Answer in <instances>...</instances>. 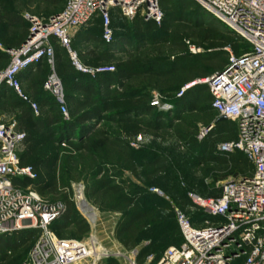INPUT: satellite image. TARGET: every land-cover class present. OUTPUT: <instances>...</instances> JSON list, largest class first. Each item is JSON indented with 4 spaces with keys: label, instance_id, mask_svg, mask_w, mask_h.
<instances>
[{
    "label": "rangeland",
    "instance_id": "374dc122",
    "mask_svg": "<svg viewBox=\"0 0 264 264\" xmlns=\"http://www.w3.org/2000/svg\"><path fill=\"white\" fill-rule=\"evenodd\" d=\"M64 3L63 0H0V61L7 54V44L18 43L24 27L29 26L30 30L27 15L47 20L61 11ZM174 4L178 3L171 0L161 7L165 17L160 24L147 26L137 16L125 20L124 27H116L117 36L108 46L100 45L99 41L85 35V38L74 40L73 47L83 67L94 69L112 65L118 69L129 66L137 73L122 79L119 84L110 80L103 84L97 83L95 86H98L99 95L95 98L103 109L97 119H92L86 126L73 125L68 130L59 126L54 129V133L58 130L65 132L62 133L65 141L76 146L90 139L93 142L92 151H98L108 141L122 144L134 159L130 162V167L112 160L98 161L93 166V157L82 152L72 154L64 145L57 143L58 139L50 136V133H39L35 128L36 122L29 121V125L18 122L23 132L29 136L18 148L19 154L25 157L26 164H33L37 168L38 178L48 183L40 195L41 198L49 202L62 201L65 205L73 203L76 212L89 225V232L84 235L76 234L74 225H67L65 228L50 226L51 232L57 238L75 239L87 244V250L92 255L81 264H130L134 257L135 260L138 259L137 254L134 256L138 252L143 255L139 264L156 262L167 248L178 246L183 241L178 222L179 213L184 214L194 227L203 226L204 220H212L208 215L196 213V205L188 193L212 197L218 194L222 182L238 177V172L229 166H220L213 161L199 163L195 157L197 150L180 136H194L197 142H202L208 134L214 132V119L208 122L205 116L186 111L159 115L161 109L155 106L150 113H141L149 105L153 94H158L160 99L165 97L161 93L170 92V96L175 94L173 92L178 87L176 82L171 84V77L167 73L179 64L181 57L202 60L209 58L198 66L211 73L215 69L213 66L223 64L227 57L224 46L228 43L235 45L236 42L220 30L216 22H202L201 14L198 15L193 9L184 8L175 13L173 20L167 19L166 16L172 11L170 9ZM203 14L206 20L212 22L209 14ZM99 33V25L96 23L86 35L99 38ZM190 46L199 51L193 52ZM56 54L55 66H61L57 72L62 76V72L67 70L63 66L70 62L59 50ZM66 72L67 78L72 76V72ZM84 75L83 78H93L89 73ZM182 77L184 79V75ZM192 81L194 80L185 81L183 85ZM25 94L33 101L37 98L40 102L43 101L42 96L35 98L28 92ZM73 95L80 98L79 92H74ZM72 110V104H68V117L64 118L65 121L71 119ZM49 116V109L45 107L42 118ZM16 117L17 111L12 109L9 102L0 98V120L17 121ZM229 122L235 130V123ZM155 123L163 124L164 127L155 128L149 125ZM210 125V130L202 137L201 134ZM66 133L72 135L66 136ZM233 137L227 133L220 137L212 136L214 139H211L213 142L210 156L221 158L243 155L241 152L225 154L218 150L221 142ZM152 161H158V165L145 164ZM101 164L108 169L107 176L121 185L123 194L135 198V202L145 208L157 210L152 220L144 222V226L139 228L137 237L128 239L134 245L126 246L122 240L127 238L117 236V227L125 212V202L118 201L114 194L103 197L89 192L94 180L103 176V172L94 175V167ZM82 202L85 204L82 207L85 212L80 207ZM26 230L29 229L2 236H14L16 232ZM40 233L38 230V235L32 241L8 255L9 262L25 264ZM238 262L239 260L236 263Z\"/></svg>",
    "mask_w": 264,
    "mask_h": 264
},
{
    "label": "built area",
    "instance_id": "2783aa9c",
    "mask_svg": "<svg viewBox=\"0 0 264 264\" xmlns=\"http://www.w3.org/2000/svg\"><path fill=\"white\" fill-rule=\"evenodd\" d=\"M194 1L221 28L234 34L238 43L249 49L237 55L226 46L227 60L222 69L186 83L176 96L182 97L197 84L207 85L212 108L219 116L233 121L237 128L236 139L220 143L218 150L242 152L254 169L249 177L222 182L218 197L188 193L196 207L215 221L204 220L203 226L194 227L179 213L183 242L167 248L159 260L148 264H264V0ZM113 11L126 19L139 15L156 24L163 18L159 0H65L63 9L47 20L27 15L28 37L18 48L7 50L9 62L0 71V86L4 84L16 91L23 100L30 102L34 114L38 115L37 104L22 93L18 76L34 70L42 59L53 65L55 44L67 50L78 71L93 77L114 71L112 65L94 69L83 67L76 51L70 48L72 35L89 26L95 18L101 20L103 41L111 43ZM190 49L199 51L192 46ZM43 89L54 97L63 117L67 118L63 84L54 69L44 80ZM150 105L161 110L171 108L170 104L163 105L156 93ZM24 137L23 132L16 130L15 121L0 122V235L21 229L41 231L25 264H81L92 255L87 244L57 238L48 229L64 213L65 204L43 200L35 190L23 191L12 183L14 177L36 178L31 166L20 163L18 148ZM130 264L139 263L134 257Z\"/></svg>",
    "mask_w": 264,
    "mask_h": 264
},
{
    "label": "trees",
    "instance_id": "16d2710c",
    "mask_svg": "<svg viewBox=\"0 0 264 264\" xmlns=\"http://www.w3.org/2000/svg\"><path fill=\"white\" fill-rule=\"evenodd\" d=\"M65 2V0H63ZM171 0H159V6L160 8L164 5L166 6L168 3H170ZM178 4H174L173 8L170 9V13L166 16L167 19L173 20L175 18V13L177 11L180 12V10L187 8V9H193L195 12L198 13V15L201 16L202 22H206L211 24L213 22L217 21L215 19L206 20L205 19V14H203V11L200 7L199 4H197L194 0H174ZM168 9V10H169ZM196 13V14H197ZM56 14V13H55ZM141 19V21L145 25H155L156 23L153 21H145L143 18L139 15H137ZM164 15L162 18V22L164 21ZM125 20H128L124 17H121L118 15L116 12H111V27L113 30V40L117 36V29L116 27H124L123 23ZM99 25L100 33H99V38L98 37H92L86 35L90 29L95 24ZM218 24V23H217ZM220 30L224 31L228 36L232 37L236 42L235 45L228 43L226 46H230L231 49L235 54H240L243 51L248 50V46L242 43L237 42V38L234 34H231L228 32L226 29H223L217 25ZM29 34V26L24 27L23 31L21 33V38L18 43H9L7 44V49H15L18 48L28 37ZM87 37L89 39H94L95 41H99L98 43L104 44L108 46L109 43H105L102 39V24L101 20L99 18H95L93 22L87 26L86 28H82L76 31L74 35H72L71 38V43H70V48L74 51L75 48L73 47L74 40H79L80 38H85ZM224 46V47H226ZM62 53L69 59L70 64H67L66 66H63L67 68L68 71L72 72V76L67 78V70L62 72V76H59L57 69H61V66H55L56 62V56L57 52ZM225 51V50H224ZM226 52V51H225ZM77 54V52H76ZM209 58H204L198 59V58H189L188 56H183L179 60V64L173 68L172 71H169L167 73V76L170 75L171 79V84L176 82L175 85L177 90H175V93L173 96H170V92H164L161 93L165 97L161 99V102H167L171 105V109L164 112L159 110V115L162 113L165 114H173V113H180V112H195L198 115L205 116V119L210 122L211 120L214 119V126L212 129H214L213 133L208 134V136L202 141V142H197L196 138L194 136H189L187 137L185 134L180 135L183 140H188L192 148L196 151V159L199 163L207 162V161H213L215 164L220 165V166H229L233 170L238 172V177H249L252 175L254 166L251 161L247 159L245 154L243 155H237L235 153L240 152L238 150H234L229 153L225 154H235V155H229V156H222L221 158H215L210 156V151L212 148V142L215 137H220L223 133H227L229 136L233 137L231 139L225 140L226 141H231L235 140L237 136V128L235 125V130L234 126L230 125L229 120H224V121H218V113L212 108L211 106V101H212V96L209 92V89L207 85L203 84H197L195 85L192 89L188 90L185 95L182 97H177L176 92L182 87L183 83L185 81H191L195 79H203L205 77H208L215 73L218 70H221L224 64L226 63L227 57L223 64H219L215 67L214 71L210 73V71L202 69L200 66L201 63H205L208 61ZM204 61V62H203ZM9 62V55L8 53L1 59L0 61V67L1 66H6ZM54 69L56 72L57 76L60 78L63 88H64V95H65V102L68 108V104H72L73 106V114L71 119L69 121H65L62 113L59 110V105L56 103L54 97L47 91L43 89V82L47 78L48 74ZM2 68H0V71ZM136 70H133L131 67H120V68H115L114 71L107 72V73H102V74H97L94 76L92 79L90 78H83L85 75L84 73L78 71L75 69L73 66L69 56L68 52L65 48L55 44V57H54V62L53 65L49 64L46 59H42L41 62L37 65L36 69L34 70L33 73L29 75H22L23 73H20L18 76V79L20 80L21 83V91L24 95H26L30 101H33L30 96L25 94L24 90L22 89V82L21 78L23 76L29 77V85L31 87V95L35 96H42L43 101L40 102L39 100L35 99V102L39 108V114L35 115L33 109L31 108L30 102L23 100L17 93L14 91L12 88L6 86V85H1L0 86V98L9 102V105L12 107L13 110L17 111V121L16 122V130L19 132H23V130L20 128V124L22 125H29V121L36 122L35 128L38 130L39 133H44V134H49L50 136H54L55 139H58L57 143H60L61 145H64L66 150H70L72 154L76 153H84V154H89L91 157L94 158L93 160V166L98 162V161H107V160H112L117 163L123 164L130 167V162L134 161L133 157L130 156V154L127 152L125 146L122 144H118L115 141H108L105 146L99 147L98 151H92L91 146L93 145V142L88 139L86 141H82L79 146L74 145L73 143L66 142L65 138L61 132V130H58L54 133L55 128H59V126L62 127V129L65 128L71 129L73 125H78V124H84L85 126L90 124V121L92 119H97L98 115L102 113V107L100 106L98 100L95 98L96 96L99 95L98 91V86H95L97 83L98 84H103L107 83L109 80L110 81H116L118 84L122 79L130 78L133 75H135ZM156 74H161L160 72H155ZM111 75V76H109ZM182 75H184V79H182ZM68 79V80H66ZM201 86H203L201 88ZM200 87V88H199ZM37 92V93H36ZM74 92H79L80 93V98H77L76 96L73 95ZM7 94V95H6ZM5 95V96H4ZM151 101V98H150ZM149 105L141 110V113L148 114L150 113L151 109L154 108L153 106ZM49 109V113L51 116L43 119L42 118V113L44 108ZM179 117V116H178ZM14 120H8V121H1L0 122H11ZM134 121V120H133ZM151 127L155 128H161L164 127L163 124H149ZM84 126V127H85ZM169 126V125H167ZM50 127V128H49ZM54 127V128H53ZM171 127V126H170ZM25 137L22 142V144L26 141V139L29 137L25 132H23ZM66 136L72 135V134H65ZM56 136V137H55ZM214 136V138H211ZM63 142V143H62ZM222 143V142H221ZM21 144V145H22ZM67 144V145H65ZM18 156L20 159L21 165L24 166H31L33 170L36 173V178L35 179H29V178H11L12 183L15 187H18L19 189L26 191L28 188L35 190L39 195L43 193L45 190L46 186L48 185L47 182H44L38 178V170L33 164H26L25 163V157H21L18 151ZM145 164L149 166H156L158 165V161H152V162H145ZM95 172L94 175L101 174L103 172V176H101L99 179L94 180L91 188H90V194L92 195H101L105 196L107 194H114L117 196L118 201H123L125 202V212L123 213V220L118 224L117 227V236L118 237H126L127 240H122L123 243L126 246H131L134 245L131 241L129 242L128 239H134L137 237V232L139 228L144 226V222L146 221H151L153 218L154 213L157 211L156 209L153 208H145L138 203L135 202V198L131 197L130 195L123 194V189L121 188V185L119 183H114V179L112 177L107 176L108 175V169L105 167L104 164L101 165H96L95 167ZM160 170V169H159ZM94 176V177H95ZM53 186L55 187L56 184L53 182ZM53 187V188H54ZM220 195V188L219 192L217 195L212 196V197H218ZM62 202V201H59ZM64 203V202H62ZM66 209L64 213L55 221H53L49 226L48 229L51 231L50 226H59L61 228H65L67 225H74L76 228V234L78 235H84L89 232V225L81 218L80 214L76 212L73 203H67ZM196 207V206H195ZM196 213L197 214H205L201 209L196 207ZM209 216V215H208ZM213 221H215V218H212L209 216ZM211 220V221H212ZM193 226V225H192ZM38 230L39 229H29L23 232H16L14 236H8L4 237L0 235V264H12L9 262V257L11 253H14L18 251L21 247L24 245H27L30 241H32L37 235H38ZM183 242V241H182ZM179 246V245H178ZM8 252V254H6ZM137 262H139L140 258L143 256L137 253Z\"/></svg>",
    "mask_w": 264,
    "mask_h": 264
},
{
    "label": "crops",
    "instance_id": "0c3cea01",
    "mask_svg": "<svg viewBox=\"0 0 264 264\" xmlns=\"http://www.w3.org/2000/svg\"><path fill=\"white\" fill-rule=\"evenodd\" d=\"M0 68H5V66H1ZM36 69V68H35ZM34 69V70H35ZM34 70H29V71H26V72H23V74L22 75H29V74H31V73H33L34 72ZM28 76L27 77H25V76H23L22 78H21V82H22V89L25 91V92H28L29 94H31V87H30V85H29V81H28Z\"/></svg>",
    "mask_w": 264,
    "mask_h": 264
},
{
    "label": "water",
    "instance_id": "95a60500",
    "mask_svg": "<svg viewBox=\"0 0 264 264\" xmlns=\"http://www.w3.org/2000/svg\"><path fill=\"white\" fill-rule=\"evenodd\" d=\"M214 76V75H213ZM212 77V76H211ZM224 120H226V117L225 116H219L218 117V121H224ZM209 127H211V125L210 126H208V128Z\"/></svg>",
    "mask_w": 264,
    "mask_h": 264
},
{
    "label": "bare ground",
    "instance_id": "6f19581e",
    "mask_svg": "<svg viewBox=\"0 0 264 264\" xmlns=\"http://www.w3.org/2000/svg\"><path fill=\"white\" fill-rule=\"evenodd\" d=\"M82 207H85L83 204H82ZM88 210V209H87ZM93 250V249H92ZM94 252V251H93Z\"/></svg>",
    "mask_w": 264,
    "mask_h": 264
}]
</instances>
